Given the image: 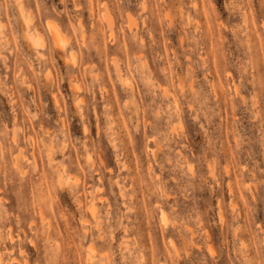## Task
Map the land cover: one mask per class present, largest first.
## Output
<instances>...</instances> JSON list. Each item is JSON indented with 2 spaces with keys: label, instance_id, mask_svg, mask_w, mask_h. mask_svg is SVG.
Masks as SVG:
<instances>
[{
  "label": "clouds",
  "instance_id": "clouds-1",
  "mask_svg": "<svg viewBox=\"0 0 264 264\" xmlns=\"http://www.w3.org/2000/svg\"><path fill=\"white\" fill-rule=\"evenodd\" d=\"M0 264H264V0H0Z\"/></svg>",
  "mask_w": 264,
  "mask_h": 264
}]
</instances>
